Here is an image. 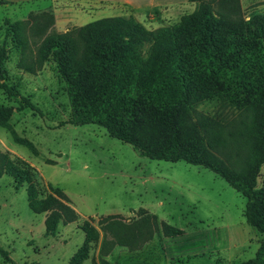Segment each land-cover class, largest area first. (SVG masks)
Instances as JSON below:
<instances>
[{
	"label": "rangeland",
	"instance_id": "374dc122",
	"mask_svg": "<svg viewBox=\"0 0 264 264\" xmlns=\"http://www.w3.org/2000/svg\"><path fill=\"white\" fill-rule=\"evenodd\" d=\"M239 1L245 15L264 10V0ZM190 5L164 12L92 0H0L1 81L17 93L9 95L0 81V104L13 106L9 126L0 125V150L33 173L39 196H58L59 188L75 213L46 232L49 211L30 209L27 183L16 186L2 173L0 247L10 259L0 253V264H68L88 226L98 236L82 264H238L254 256L262 235L245 220L246 198L225 179L202 165L142 155L96 123L67 122L71 100L55 61L48 58L35 71L19 65L21 58H36L52 31L111 15H132L148 28L171 25L192 12L195 1ZM15 20L23 21V48L11 30ZM23 98L35 108L23 106ZM199 108L215 109L212 102ZM262 184L264 163L257 176Z\"/></svg>",
	"mask_w": 264,
	"mask_h": 264
},
{
	"label": "trees",
	"instance_id": "16d2710c",
	"mask_svg": "<svg viewBox=\"0 0 264 264\" xmlns=\"http://www.w3.org/2000/svg\"><path fill=\"white\" fill-rule=\"evenodd\" d=\"M190 1L193 11L171 25L148 28L132 15H111L52 31L36 58H21L19 65L35 71L48 58L55 61L71 100L67 122L96 123L142 155L202 165L225 179L246 198L245 220L262 235L254 256L238 264H264V184L257 185L264 163V10L245 15L239 0ZM22 24L15 20L11 30L23 48ZM4 58L0 46V81ZM23 99V106L35 108ZM206 102L215 109H200ZM12 111L0 104L1 126H9ZM2 173L16 186L27 183L30 209L49 211L46 232H55L60 219H74L59 188V197L39 196L33 173L0 150ZM85 232L68 264H82L98 236L92 226ZM0 253L10 259L2 247Z\"/></svg>",
	"mask_w": 264,
	"mask_h": 264
},
{
	"label": "crops",
	"instance_id": "0c3cea01",
	"mask_svg": "<svg viewBox=\"0 0 264 264\" xmlns=\"http://www.w3.org/2000/svg\"><path fill=\"white\" fill-rule=\"evenodd\" d=\"M5 2H19L23 0H4ZM92 1H105V2H113V3H122L126 4L131 8H159L164 12L169 8L179 7L186 5L187 7H191L190 0H92Z\"/></svg>",
	"mask_w": 264,
	"mask_h": 264
}]
</instances>
